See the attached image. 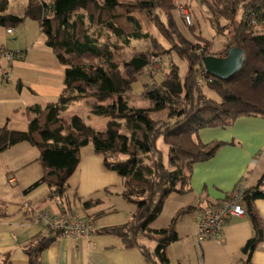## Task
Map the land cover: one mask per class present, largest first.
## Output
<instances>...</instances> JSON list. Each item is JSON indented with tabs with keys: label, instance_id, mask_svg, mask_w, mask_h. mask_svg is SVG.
Listing matches in <instances>:
<instances>
[{
	"label": "trees",
	"instance_id": "trees-1",
	"mask_svg": "<svg viewBox=\"0 0 264 264\" xmlns=\"http://www.w3.org/2000/svg\"><path fill=\"white\" fill-rule=\"evenodd\" d=\"M199 2L206 7L209 20L214 21L216 32L225 34V47L221 51L226 54L228 48L237 47L245 58L241 69L229 78L221 79L206 73L211 82L205 84L198 81L197 75L202 68V57L211 55L212 44L203 38L192 44L178 32L171 14L173 0H29L21 17L7 14L9 0H0V27L16 29L26 19L37 22L46 37V47L65 67L63 90L56 104L48 106L41 115L38 112L40 118L33 119L26 132L0 128V153L21 142H28L39 150L43 176L23 193L26 195L46 185L50 196L61 197L67 189V181L78 167L80 149L92 145L95 153L103 157L104 168L122 179V196L136 208L130 223L102 232L118 236L128 248L137 247L140 234L152 233L157 238L153 255L160 264H168L165 249L178 239L175 232L177 218L190 209L179 211L168 228L150 232L149 226L159 217L171 194L185 191L193 166L211 159L223 145H205L193 136L201 129L228 126L240 117L264 118V0ZM158 10L165 16L167 24L165 27L153 20V26L171 45L178 59L186 63V73L183 78L179 65H170L157 86L143 91L149 106L130 107L126 98L136 82L135 75L149 64V58L146 55L133 57L125 63L129 73L122 75L114 61L115 51L119 48L111 45L107 36L106 42L99 43L98 37L89 30L92 26L104 29L123 47H128L132 41H151V35L142 30L139 15ZM240 10L241 19L237 21ZM249 10L257 14L251 28L244 21ZM119 20L125 21L127 31L120 26ZM221 20L226 23L224 28L220 27ZM168 30H172L171 36ZM71 58L94 59L99 63L78 64L71 62ZM203 87L214 91L219 102H205ZM89 91L94 95V102L88 106L91 113L111 119L104 131L85 126L77 116L66 124L60 117L67 108L79 104ZM179 99L186 104L181 106ZM195 105L196 110L193 109ZM184 106L191 108L176 111ZM164 110L168 111L169 120L178 116L182 122L170 127L151 117ZM120 121L124 122L128 135L120 133ZM158 141L168 147L167 167ZM117 155L126 158L117 159ZM263 182L264 175L259 186ZM257 189L254 192L247 189L244 202L264 199V192ZM90 205V202L83 203L84 207ZM246 213L250 216L254 235L241 251L246 257L244 263L250 264L252 252L263 240L264 229L252 210L246 208ZM55 237L59 235L55 234ZM52 241V238H40L28 245L24 249L28 264H40L41 253ZM140 249L149 259L147 251Z\"/></svg>",
	"mask_w": 264,
	"mask_h": 264
},
{
	"label": "crops",
	"instance_id": "crops-1",
	"mask_svg": "<svg viewBox=\"0 0 264 264\" xmlns=\"http://www.w3.org/2000/svg\"><path fill=\"white\" fill-rule=\"evenodd\" d=\"M19 1L22 0H9L7 14L12 15V3L21 6L24 13L29 0ZM28 21L16 29L0 27V47L10 50L7 40L11 37L15 43L12 49L16 52L12 49L9 52L22 56L24 51L18 49L22 45L26 53L22 60H13L9 66L0 58V70L9 68L10 72L8 79L0 75V128L18 132H26L33 119L40 118L48 106L57 103L63 90L65 70L46 47V37L39 24ZM224 44L217 51H212L211 47V55L224 57L226 54L221 51ZM29 55H32L31 61L25 60ZM131 93L133 95V88ZM39 97L43 101L55 97L56 101L40 105ZM142 100L147 102L142 108L148 107L149 102L145 98ZM193 139L205 145H223L211 159L193 166L185 191L167 198L149 230L168 228L179 211L190 209L176 220L178 239L165 249L168 264H245L246 257L241 250L254 235L246 208L255 213L264 229V199L243 202L245 215L229 218L218 240L197 243L195 234L203 209L222 205L238 183L246 182L253 192L258 191L257 188L264 192V182L259 186L264 175V118L240 117L225 127L201 129ZM158 144L167 167L168 147L161 141ZM39 156V150L28 142L18 143L0 153V264H28L24 249L40 238L53 239L41 253L40 264H160L153 255L157 238L152 233L140 234L137 247L128 248L118 236L102 232L130 223L136 208L122 196V179L104 168L103 157L95 153L92 145L80 149L78 167L61 197L50 196L46 185L26 195L23 193L43 176L44 166ZM84 202L91 205L84 207ZM39 211L83 219L89 225L88 233L70 239L55 237L43 222L33 220V215ZM140 247L147 251L149 259ZM250 264H264V236L250 256Z\"/></svg>",
	"mask_w": 264,
	"mask_h": 264
},
{
	"label": "rangeland",
	"instance_id": "rangeland-1",
	"mask_svg": "<svg viewBox=\"0 0 264 264\" xmlns=\"http://www.w3.org/2000/svg\"><path fill=\"white\" fill-rule=\"evenodd\" d=\"M15 0H12L14 2ZM19 2H25V0L19 1ZM188 3L189 8H187L188 13L191 17V25L187 26L183 23V17L180 10H177L174 6L171 10L172 18L176 24V28L178 32L189 42L192 44L198 43V40L205 39L209 41L212 44V51H217L223 44L225 43V34L224 33H217L215 29V23L214 21L209 20V15L207 14L206 7L202 5L199 0H187L185 1ZM128 3V2H127ZM131 3V2H130ZM128 3V4H130ZM118 12H122V10H118ZM10 13L15 16H23V8L19 5L14 6V3L11 4ZM77 13H83L82 11H77ZM241 11L237 14V20L240 19ZM139 20L142 23V30L144 32H147L151 35V41H132L130 42V45L128 47H123L117 40L113 39L109 33H107L104 29H98L97 27L92 26L89 30V32L96 37H98L99 43H104L107 41L106 36L109 38L110 44H115L119 49L115 51V57L114 61L117 63L119 67V72L122 75H125L129 73V70L126 68L125 63L130 61L133 57L146 55L149 58V64L137 75H135L136 82L133 85V95H130L126 99L128 100V105L130 107H145L147 102H144L142 100L143 97V91L145 88L149 90L152 87L157 86L159 82L164 77L165 72L167 71V68L170 67L172 64L179 65V73L180 76H183L184 72L187 69L186 63L179 60L176 56L175 52L172 50L171 45H169L165 39L160 35L158 30L153 26V20L157 21V24H164L166 27L167 21L165 16L161 11H155L154 13L148 14H140ZM159 20V22H158ZM25 22H30L28 20H25ZM120 26L123 27L127 31V25L125 24V21L119 20ZM225 21H220V27L224 28ZM224 29H221L223 31ZM226 33V31H224ZM170 36L172 35V30H168L167 32ZM174 42L175 37L173 36ZM8 46L7 48L10 49L8 51H11L12 47H15V43H13V38L9 37ZM24 42H21L23 44ZM21 48H18L20 51H24L22 56L18 57L15 55L14 60H22L24 57L25 49H23L22 45H20ZM14 52H16V49H12ZM26 54V53H25ZM32 55H29L28 58H25V60H30ZM24 60V61H25ZM158 60L160 63V71L158 73H154L151 71V65ZM26 61V62H27ZM73 63L78 64H87V65H97L99 61L94 59H82L78 60L75 58L70 59ZM23 66V65H22ZM24 67V66H23ZM203 94H204V100L205 102H219L218 96L215 94L214 91H209L207 88L203 87ZM132 94V93H131ZM94 95L91 91L86 93V97L79 103L74 105L73 108H70V111L68 113H63L60 115L62 120L66 124L69 119V117L78 116L81 118L82 123L87 127H93L94 129H105L107 128V125L109 121L105 118H101L99 116H96L91 113V111H88L86 108L82 106L88 107L90 104L94 102L93 99ZM48 99L43 101V98H38V103L40 105H43L44 102L48 101H56L55 97L53 98H44ZM52 99V100H50ZM149 102V101H148ZM179 102H181V106L185 105L182 100L179 99ZM191 106H184L179 107L177 112H181L182 110H190ZM89 109V108H88ZM194 110L197 109V106L195 105L193 107ZM153 119L158 121V123L162 125H169L170 127H173L180 122H182V118H179L178 116L169 120L168 117V111L164 110L161 112H157L153 114ZM122 127L120 129V133L128 135V133L124 129V122L120 121ZM116 158L125 159L126 157L117 155Z\"/></svg>",
	"mask_w": 264,
	"mask_h": 264
},
{
	"label": "built area",
	"instance_id": "built-area-1",
	"mask_svg": "<svg viewBox=\"0 0 264 264\" xmlns=\"http://www.w3.org/2000/svg\"><path fill=\"white\" fill-rule=\"evenodd\" d=\"M185 1L187 0H173L176 9L180 10L182 13L185 24L190 26L191 17L188 13ZM256 18V12L249 10L244 17V21L246 22L247 26L251 28L255 25ZM197 53H200V50H197ZM15 55L16 54L0 47V58L7 62V66L12 64ZM159 66L160 63L158 60H156L151 65V71L158 73L160 71ZM206 73L207 72L203 67L198 72V81L201 84L211 82V80L206 77ZM9 74V68L6 70H0V75L3 79H8ZM247 189V183L240 182L234 187L228 199L222 205H209L203 209L198 223V229L195 234V240L197 243L202 241L218 240V238L223 233L226 221L229 218L243 217L245 215L242 204L244 202ZM33 220L36 222H43L50 233L58 234L59 237L65 239L76 238L87 234L89 229V225L85 220L74 218L64 213L59 215H51L47 212L39 211L33 215Z\"/></svg>",
	"mask_w": 264,
	"mask_h": 264
},
{
	"label": "water",
	"instance_id": "water-1",
	"mask_svg": "<svg viewBox=\"0 0 264 264\" xmlns=\"http://www.w3.org/2000/svg\"><path fill=\"white\" fill-rule=\"evenodd\" d=\"M245 62L243 51L237 47L227 49L224 57L213 55L204 56L200 66L217 78L226 79L236 74Z\"/></svg>",
	"mask_w": 264,
	"mask_h": 264
}]
</instances>
